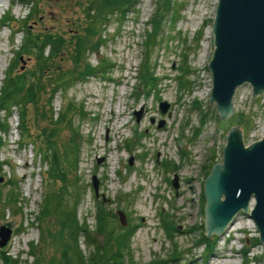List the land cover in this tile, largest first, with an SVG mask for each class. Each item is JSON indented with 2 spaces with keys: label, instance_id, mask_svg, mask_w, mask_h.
I'll return each mask as SVG.
<instances>
[{
  "label": "rangeland",
  "instance_id": "obj_1",
  "mask_svg": "<svg viewBox=\"0 0 264 264\" xmlns=\"http://www.w3.org/2000/svg\"><path fill=\"white\" fill-rule=\"evenodd\" d=\"M0 1V17L8 11L12 18L0 24V62L6 58L2 77L10 59L13 56L17 59L14 51L20 46L26 25L34 34L50 32L62 38L63 50L53 58L52 67L61 71L70 69L72 61L63 51L70 46L73 34L87 33L91 20L86 15V0H33L36 8L29 17L26 15L30 3ZM174 1L175 20L172 23L169 16L165 18L161 42L150 57L154 75L159 78L155 89L144 95L133 86L143 56L140 40L153 6L152 0H139L123 19L109 15L105 21L96 20L92 24L95 32L89 40L99 43L85 56L92 65L103 66L96 74L73 82L63 92L55 91L51 97L53 118L62 107L74 104L71 124L77 127L80 141L78 161L70 175L71 179L76 176L81 190L78 218L85 217L92 228L96 202L115 216L117 209L123 210L127 222L136 225L129 246L138 264H262L263 246L253 243L258 234L248 215L252 199L246 211H238L220 232L208 236L211 243L208 251L203 243H194L200 231H204L205 199L202 205L199 200L203 180L213 163L222 162V146L226 144L230 126H241L244 146L264 134V89L252 98L249 83L238 85L231 98L232 112L220 117L215 102L209 103L211 81L207 67L213 49L211 23L217 0ZM11 27L21 30L13 32ZM200 27L202 31L195 45V32ZM47 49L46 46L43 54ZM183 50L191 70L182 77L188 80L186 88L178 86L177 81ZM20 56L13 70H23L29 79L33 78V53L22 52ZM44 79L47 91L50 80L46 76ZM46 95L47 92L42 93L38 105H44ZM159 100L168 102L164 112L158 108ZM197 104L206 113L201 126ZM139 109L135 119L134 110ZM27 111L31 133L23 144H19L14 107L6 117L7 131H0V224L11 228L10 237L0 250L32 264L27 255L28 242L38 238V228L31 222L44 190L46 164L36 154L43 143L39 130L42 121L35 120L31 104ZM233 114H241L242 119H230ZM3 117L0 110V118ZM159 119L164 123L157 127ZM68 135L67 129L62 128L57 141L64 143ZM31 139L33 142H29ZM170 163L172 167L167 168ZM93 174L104 200L93 194ZM173 174L177 176L176 189L170 183ZM9 192L14 193L10 201ZM163 219L172 224L169 234L162 226ZM96 236L101 238L99 233ZM79 245L87 253L81 236ZM52 250L50 245L44 247L42 262Z\"/></svg>",
  "mask_w": 264,
  "mask_h": 264
},
{
  "label": "trees",
  "instance_id": "obj_2",
  "mask_svg": "<svg viewBox=\"0 0 264 264\" xmlns=\"http://www.w3.org/2000/svg\"><path fill=\"white\" fill-rule=\"evenodd\" d=\"M24 4H29L26 17L33 14L36 8L33 0H22ZM139 0H86L85 11L90 18L89 27L85 34H73V38L63 52H67L72 61L70 69L61 71L58 67H52L53 58L61 53L63 40L54 33H32L29 27L23 28L22 38L18 50L14 51L19 59L22 52H32L35 58V65L32 71L33 78L26 75V72L13 70V64L17 61L13 56L5 68L4 75L0 83V110H3L4 117L0 118V131L8 129L6 117L12 113V108L17 113V130L19 132V144H23L24 138L30 135V123L27 122V106H33L35 120L40 119L42 126L39 127L43 133V143L37 147L41 162L46 164L43 172L45 180L39 207L35 220L31 222L38 228V238L35 242L29 241L27 255L31 257L32 264H138L132 257L130 251V237L136 225L127 222L125 225L116 223V216L99 202L95 203L93 213L94 226L90 228L85 222V217L79 220L77 206L81 198V190L76 183V176L71 179V170L75 169L78 161V143L80 134L76 126L71 124L72 102L62 107L53 118L51 107V97L55 91H65L67 86L75 81L83 80L88 75L96 74L103 66H97L87 61L85 53L96 49L97 42L89 40L90 34L95 32L92 24L95 21H105L109 15H116L124 18L127 11L132 10ZM152 10L146 20L148 27L143 28L142 38V60L138 64L136 72V82L133 84L140 92L147 95L155 89L159 78L154 75V68L150 61L151 53L160 44L162 37V26L165 18L169 16L173 23L175 20L174 11L176 4L174 0H152ZM12 19L9 12H5L0 17V24L5 20ZM14 31L20 28L11 27ZM86 30V28H85ZM202 27L195 32L194 41L201 34ZM93 35V34H92ZM160 35V36H159ZM48 47L46 54L44 48ZM185 50V49H184ZM184 50L180 66L178 67V86L186 88L188 80H184L185 75L190 73V68L184 59ZM58 52V53H57ZM52 67V68H51ZM44 76L50 81L49 89L46 91ZM179 87V88H180ZM43 92H47L44 105H38ZM199 111V125L203 124L204 110L197 104ZM204 112V113H203ZM235 117V121L241 120V114L230 115ZM217 118V116H216ZM67 129L69 135L64 143L57 141L61 129ZM38 135H40L38 133ZM41 135V136H42ZM23 142V143H22ZM28 142V140H27ZM29 142H33L31 139ZM0 139V145H1ZM173 164H167L172 167ZM14 193L9 192L7 200L14 198ZM199 200L203 202V194L200 193ZM162 226L166 233L172 230L170 221L163 219ZM101 238H97L96 234ZM79 236L88 249L84 253L79 245ZM214 236V235H213ZM258 242L257 237L253 238V243ZM194 243H203L206 251L210 249V239L201 230ZM52 246L53 250L45 262H42L44 247ZM173 252V251H172ZM244 253V248H241ZM175 253H173L174 255ZM207 254V253H206ZM0 264H26L25 260L20 261L15 256L9 255L5 250H0Z\"/></svg>",
  "mask_w": 264,
  "mask_h": 264
},
{
  "label": "water",
  "instance_id": "obj_3",
  "mask_svg": "<svg viewBox=\"0 0 264 264\" xmlns=\"http://www.w3.org/2000/svg\"><path fill=\"white\" fill-rule=\"evenodd\" d=\"M213 49L207 67L210 71V100L214 101L220 117L229 115L235 88L247 82L252 98L264 89V0H217L211 23ZM21 60V56L19 57ZM168 102L159 100L158 108L164 112ZM139 110H134L138 119ZM153 117L150 118L152 122ZM163 119L157 121L159 127ZM222 146V162L213 163L210 173L203 180L204 233L220 232L238 211H246L252 199L249 217L257 229V239L263 246L264 264V134L244 146L241 126L232 125ZM131 163V156L128 158ZM171 185L178 186L173 174ZM95 197L99 194L98 179L91 176ZM120 225L127 222L123 210L115 211ZM11 234V228L0 224V246Z\"/></svg>",
  "mask_w": 264,
  "mask_h": 264
},
{
  "label": "bare ground",
  "instance_id": "obj_4",
  "mask_svg": "<svg viewBox=\"0 0 264 264\" xmlns=\"http://www.w3.org/2000/svg\"><path fill=\"white\" fill-rule=\"evenodd\" d=\"M1 2V1H0ZM2 4V3H1ZM0 4V5H1ZM4 5V4H3ZM2 7V6H1ZM5 62H6V58L4 57L2 60H1V62H0V77H2L1 75H2V70H3V68H4V65H5ZM1 83V82H0Z\"/></svg>",
  "mask_w": 264,
  "mask_h": 264
},
{
  "label": "flooded vegetation",
  "instance_id": "obj_5",
  "mask_svg": "<svg viewBox=\"0 0 264 264\" xmlns=\"http://www.w3.org/2000/svg\"><path fill=\"white\" fill-rule=\"evenodd\" d=\"M252 220V219H251ZM254 224V223H253ZM254 227H255V225H254ZM256 229V228H255ZM257 230V229H256ZM211 236V235H210ZM213 236V235H212ZM259 242V241H258ZM259 243H261V242H259Z\"/></svg>",
  "mask_w": 264,
  "mask_h": 264
}]
</instances>
